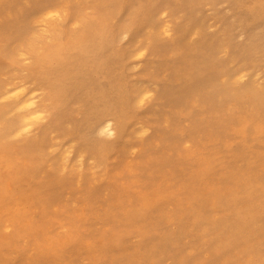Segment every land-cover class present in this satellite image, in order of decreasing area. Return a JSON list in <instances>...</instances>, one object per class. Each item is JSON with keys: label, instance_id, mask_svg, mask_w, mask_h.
Here are the masks:
<instances>
[{"label": "rangeland", "instance_id": "rangeland-1", "mask_svg": "<svg viewBox=\"0 0 264 264\" xmlns=\"http://www.w3.org/2000/svg\"><path fill=\"white\" fill-rule=\"evenodd\" d=\"M16 85L0 264H264V0H0Z\"/></svg>", "mask_w": 264, "mask_h": 264}, {"label": "bare ground", "instance_id": "bare-ground-1", "mask_svg": "<svg viewBox=\"0 0 264 264\" xmlns=\"http://www.w3.org/2000/svg\"><path fill=\"white\" fill-rule=\"evenodd\" d=\"M252 45L255 46L256 44L253 43ZM254 46H252V48ZM256 49L255 47L254 50ZM33 91L34 90L26 89L23 85L6 87L0 91V100L14 97V109L23 112L22 117L19 118L18 124L13 130V134L16 136L29 132L31 123L35 120H41L43 117L42 114H44V110L41 106L36 104V96L33 94ZM149 92L150 91L142 92L139 101L146 98ZM95 119L97 121L94 130L99 136L111 138L119 135L122 123H119L117 120V122L114 123V119L111 116L98 115ZM261 190V187L257 183L255 186V193L260 195Z\"/></svg>", "mask_w": 264, "mask_h": 264}]
</instances>
